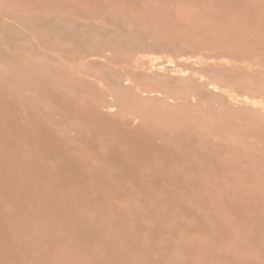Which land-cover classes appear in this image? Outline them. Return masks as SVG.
I'll return each instance as SVG.
<instances>
[{
    "label": "rangeland",
    "instance_id": "374dc122",
    "mask_svg": "<svg viewBox=\"0 0 264 264\" xmlns=\"http://www.w3.org/2000/svg\"><path fill=\"white\" fill-rule=\"evenodd\" d=\"M66 1L36 30L64 2L0 0L1 114L67 146L81 168L67 193L117 212L84 216L109 252L121 240L143 264H264V0ZM29 62L104 86L60 80L59 102ZM112 147L132 174L107 168Z\"/></svg>",
    "mask_w": 264,
    "mask_h": 264
},
{
    "label": "bare ground",
    "instance_id": "6f19581e",
    "mask_svg": "<svg viewBox=\"0 0 264 264\" xmlns=\"http://www.w3.org/2000/svg\"><path fill=\"white\" fill-rule=\"evenodd\" d=\"M45 1L49 3L51 0ZM58 1L61 5L64 2L62 11L44 13L45 15L31 19V23H36V30H44L45 23L64 16L67 1ZM220 1V6H227L230 0ZM3 19L0 13V30L11 31L12 27L3 24ZM182 62L183 60H180L179 64ZM28 65L34 67L36 73L45 79L40 92H49L50 96L59 102L64 100L50 88L56 87L60 80L74 82L79 77L77 83L82 87L88 88L91 84L104 86L99 79L93 81L83 76L74 77L70 75L72 72L59 68L43 72L41 65L33 62ZM168 65H161L159 68L166 71L170 68ZM10 78L16 83L19 82L13 76ZM125 82L128 86L125 90L133 89L129 79ZM120 87V84H116L118 91ZM125 90L119 92H126ZM151 94L145 92L143 96L149 97ZM1 105L5 108L10 106L8 102L5 105L0 92ZM112 109L109 107L107 111L111 112ZM28 127L30 131L25 133ZM24 133L26 140H19ZM149 148L151 147L146 145L144 150L147 152ZM107 157L105 165H108L107 168L112 170V173L127 176L134 172L133 160L125 149L112 147L108 149ZM51 158L54 161L48 163ZM79 170L81 168L72 158L66 145L56 142L45 131L35 133L31 125L19 121L11 111L6 115L0 112V264H118L120 260L130 264H143L140 256L133 255L131 246L124 241H110L114 249L109 252L104 247L105 241L99 239L102 232L99 222L84 218L89 211L108 213V217L113 218L117 212L101 208L96 201L92 206V199L90 202L88 198L82 199L71 192L67 193L68 187L80 181L77 178ZM101 176L97 170L89 180V193H98L92 186ZM36 197L40 198V201H36ZM3 205L8 207V213L2 212ZM7 225L11 227L17 239L10 238L11 232L6 229ZM225 229H230L229 224ZM124 240L128 243L127 237ZM42 244L52 249L49 257L41 253Z\"/></svg>",
    "mask_w": 264,
    "mask_h": 264
}]
</instances>
